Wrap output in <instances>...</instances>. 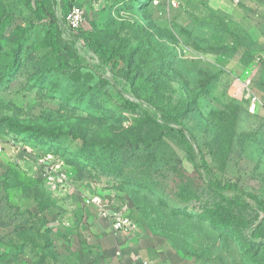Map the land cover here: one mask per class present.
<instances>
[{
    "label": "rangeland",
    "instance_id": "374dc122",
    "mask_svg": "<svg viewBox=\"0 0 264 264\" xmlns=\"http://www.w3.org/2000/svg\"><path fill=\"white\" fill-rule=\"evenodd\" d=\"M73 6L79 27H60L86 61L80 68L51 53L49 20L0 0V264H264V242L246 255L205 219L206 207L226 202L185 139L217 176L264 199V0ZM82 36L131 55L134 83L113 78ZM9 119L71 134L19 133ZM72 134L116 143L89 147ZM227 212L239 226L257 215ZM119 215L132 225L117 232Z\"/></svg>",
    "mask_w": 264,
    "mask_h": 264
},
{
    "label": "trees",
    "instance_id": "16d2710c",
    "mask_svg": "<svg viewBox=\"0 0 264 264\" xmlns=\"http://www.w3.org/2000/svg\"><path fill=\"white\" fill-rule=\"evenodd\" d=\"M25 6L34 14L38 22H45L49 20L46 27V34L48 37V44L51 53L54 55L60 65L69 68H80L86 65V61L79 54L74 44L62 34L60 27L61 22L64 23L67 15L73 9V0H22ZM58 6V8H57ZM59 10V14L58 11ZM86 45L97 55L101 65L107 67L113 78H118L127 85L134 83L132 70V56L125 52L107 47L99 40L90 37L82 36ZM2 40V37L0 36ZM0 40V43H1ZM20 41H17L15 52L20 48ZM14 69V64L9 65L8 71ZM100 84L105 86L109 83V79L101 75ZM162 120L166 124L181 125L179 116H174L168 113L162 114ZM9 128L12 131L25 133L31 131L32 134L38 133L48 138H60L62 135L71 134L70 132H56L54 127L47 129L41 128H27L20 129V126L13 123L9 119ZM180 131L183 132L182 128ZM186 136V134L184 133ZM72 137L82 138L83 144L89 147L98 146L102 149H109L116 142L114 141H93L87 142L83 136L72 134ZM187 140L189 152L197 160L196 165L198 169L205 173V185L215 195L219 196L226 205H219L217 207H206L204 210L205 219H207L214 228L225 230L227 233L243 246V251L246 255H250L254 247H258L260 243L264 242V199L257 193L247 189L244 185L232 178L217 176L214 168L203 158H199L191 145L188 137ZM118 144V143H117ZM236 205L240 207L253 208L257 211V215L247 221L246 224L239 226L235 224L231 217H229L227 208L228 205Z\"/></svg>",
    "mask_w": 264,
    "mask_h": 264
},
{
    "label": "built area",
    "instance_id": "2783aa9c",
    "mask_svg": "<svg viewBox=\"0 0 264 264\" xmlns=\"http://www.w3.org/2000/svg\"><path fill=\"white\" fill-rule=\"evenodd\" d=\"M66 20L69 23L71 28H78L82 21V10L78 6H74L72 11L67 15ZM132 222L128 216L119 215L116 217L115 222L113 224V228L115 231H121L126 228L131 227Z\"/></svg>",
    "mask_w": 264,
    "mask_h": 264
}]
</instances>
